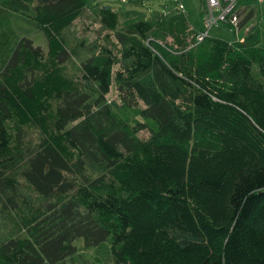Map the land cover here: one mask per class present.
Segmentation results:
<instances>
[{
  "label": "trees",
  "instance_id": "trees-1",
  "mask_svg": "<svg viewBox=\"0 0 264 264\" xmlns=\"http://www.w3.org/2000/svg\"><path fill=\"white\" fill-rule=\"evenodd\" d=\"M87 7L0 0V264H63L81 239L110 243L111 262L92 264H264L254 11H242L243 42L198 43L174 2L127 26L104 9L86 57L62 34Z\"/></svg>",
  "mask_w": 264,
  "mask_h": 264
},
{
  "label": "rangeland",
  "instance_id": "rangeland-1",
  "mask_svg": "<svg viewBox=\"0 0 264 264\" xmlns=\"http://www.w3.org/2000/svg\"><path fill=\"white\" fill-rule=\"evenodd\" d=\"M86 2L88 7L85 13L76 18L62 34V37L73 49L77 47L87 48L84 53L77 49L79 54H83L86 57L90 55V46L102 41L107 33L100 24L101 11L104 9L117 12L120 15V25L127 26L140 21L152 22L156 19V15L168 14L173 7V2L174 6L179 3L184 5L191 27L198 31L203 30L204 0H86ZM240 6L244 11H254L255 16L252 22L259 27L260 47L264 49V0H242ZM250 27L249 25L236 34L227 29H213L209 36L231 43L235 41L243 42V38ZM21 31L24 35L33 39L35 46L40 47L46 54L48 53V40L42 30L34 25L23 23L21 24ZM84 58L81 56L73 57L69 64L71 75L79 71L80 64ZM111 98L112 100H120L114 89L111 93ZM139 137L146 140L149 135L147 132H141ZM76 246L78 248L77 254L70 257L63 264H92L96 259L105 263L111 262L109 242L90 249L85 246L84 240L81 239L76 242Z\"/></svg>",
  "mask_w": 264,
  "mask_h": 264
},
{
  "label": "built area",
  "instance_id": "built-area-1",
  "mask_svg": "<svg viewBox=\"0 0 264 264\" xmlns=\"http://www.w3.org/2000/svg\"><path fill=\"white\" fill-rule=\"evenodd\" d=\"M241 0H205L203 15V31L197 36V42H203L213 29L240 31L244 11L240 6ZM177 10L185 12L183 4H175Z\"/></svg>",
  "mask_w": 264,
  "mask_h": 264
},
{
  "label": "clouds",
  "instance_id": "clouds-1",
  "mask_svg": "<svg viewBox=\"0 0 264 264\" xmlns=\"http://www.w3.org/2000/svg\"><path fill=\"white\" fill-rule=\"evenodd\" d=\"M204 1H205V0H204ZM185 12H186V11H185ZM192 29H193V28H192ZM225 29H226V28H225ZM243 30H244V29H242V31H243ZM202 31H203V30H202ZM202 31H198V32L200 33V32H202ZM208 37H210V36H208ZM198 43H199V42H198Z\"/></svg>",
  "mask_w": 264,
  "mask_h": 264
},
{
  "label": "crops",
  "instance_id": "crops-1",
  "mask_svg": "<svg viewBox=\"0 0 264 264\" xmlns=\"http://www.w3.org/2000/svg\"><path fill=\"white\" fill-rule=\"evenodd\" d=\"M193 28V27H192ZM198 31V30H197Z\"/></svg>",
  "mask_w": 264,
  "mask_h": 264
},
{
  "label": "water",
  "instance_id": "water-1",
  "mask_svg": "<svg viewBox=\"0 0 264 264\" xmlns=\"http://www.w3.org/2000/svg\"><path fill=\"white\" fill-rule=\"evenodd\" d=\"M109 10V9H108Z\"/></svg>",
  "mask_w": 264,
  "mask_h": 264
}]
</instances>
